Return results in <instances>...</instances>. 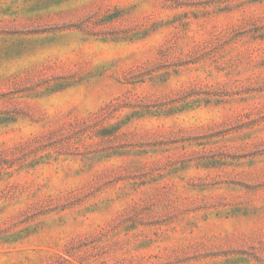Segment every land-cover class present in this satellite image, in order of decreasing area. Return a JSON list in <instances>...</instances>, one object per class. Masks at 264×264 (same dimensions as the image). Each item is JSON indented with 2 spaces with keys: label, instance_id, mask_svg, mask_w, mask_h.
<instances>
[{
  "label": "rangeland",
  "instance_id": "rangeland-1",
  "mask_svg": "<svg viewBox=\"0 0 264 264\" xmlns=\"http://www.w3.org/2000/svg\"><path fill=\"white\" fill-rule=\"evenodd\" d=\"M0 264H264V0H0Z\"/></svg>",
  "mask_w": 264,
  "mask_h": 264
}]
</instances>
